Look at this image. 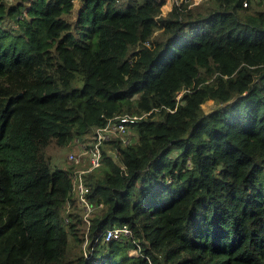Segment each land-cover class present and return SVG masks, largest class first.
<instances>
[{
    "label": "trees",
    "instance_id": "1",
    "mask_svg": "<svg viewBox=\"0 0 264 264\" xmlns=\"http://www.w3.org/2000/svg\"><path fill=\"white\" fill-rule=\"evenodd\" d=\"M80 1L0 0V264H264V4ZM143 114L81 176L88 225L49 147Z\"/></svg>",
    "mask_w": 264,
    "mask_h": 264
},
{
    "label": "built area",
    "instance_id": "2",
    "mask_svg": "<svg viewBox=\"0 0 264 264\" xmlns=\"http://www.w3.org/2000/svg\"><path fill=\"white\" fill-rule=\"evenodd\" d=\"M176 3H179L176 0ZM244 4L246 5L247 2L245 1ZM185 90H181L177 94V99L179 100L182 96V93ZM146 114H143L142 116H131V115H123V116H117L115 118H111L108 120V122L103 126L99 127L96 130V135L92 137V143L89 144V142H82L79 138L76 139L77 147L80 148V153L76 155L74 152H69V158L72 160H75L76 162H80L83 164L85 161L87 163V166L77 168L76 171L78 172V191L80 192V199L79 202L82 204L83 212H84V220L89 225L90 224V217L92 214V211L94 209V205L89 203V201L83 196L84 193L88 190L86 186H84L82 181V174L84 172L91 171L98 166L101 165V158H102V145L111 138V135H114L115 133L123 134L127 129V122L137 120L141 117H143ZM113 127H115L116 130H113ZM122 131L123 133H120ZM129 139L128 137H125V141ZM129 142V141H126ZM87 144V145H86ZM85 146V148L83 147ZM85 155V158L81 155ZM133 234V230L130 226L127 224L114 226L111 228L106 229L104 232L100 233V235L97 236L96 240L101 241H110L113 239H121L123 237L131 238ZM88 242V239H87ZM89 245V242H88ZM85 246V244H84ZM135 252L138 253V248L133 249ZM86 253L88 249H85ZM131 254V253H130Z\"/></svg>",
    "mask_w": 264,
    "mask_h": 264
},
{
    "label": "rangeland",
    "instance_id": "3",
    "mask_svg": "<svg viewBox=\"0 0 264 264\" xmlns=\"http://www.w3.org/2000/svg\"><path fill=\"white\" fill-rule=\"evenodd\" d=\"M1 1L6 2L7 5H11V4L15 3L17 0H1ZM125 1H127V0H125ZM159 1L162 3L161 10H162V13L163 14H167L174 7V5L176 3V0H159ZM177 1L180 4L182 0H177ZM208 1L209 0H190V5L195 6L197 9H201V7L203 5V2H208ZM260 2L264 4V1L261 0V1H259V3ZM74 4H75L74 5V8H73L74 13H73L72 18H75L77 16V13H78L79 9L82 6V2L80 0H75V3ZM25 13H26V10H25ZM215 106H216V103H215V101L213 99L208 100L203 105L204 110L206 112L211 111ZM113 130H116L115 127H113ZM120 133H123V132L120 131ZM118 135H121V134L115 133L114 135H111V137L118 136ZM107 141L105 143H107ZM126 141L134 142V139H127ZM83 147L85 148V146H83ZM80 150H81L80 148L77 149V146L75 144H74V146L71 145V147L68 146L66 148L60 147L57 144H52L49 147V150L48 151L53 156L54 169L56 170L58 168H66L69 165L72 166V163H74V168L75 169L80 168L79 162H76L75 160H72V158L71 159L69 158V152L72 151L76 155H78L80 153ZM108 152L112 156L113 159H116L117 160V157H116L115 152H113V151H108ZM82 157L85 158V155L84 154L81 155V158ZM88 242H89V239H88ZM88 242H87V239H86L85 242H84L85 246L83 245V248L84 249H88ZM129 252L131 254H134L135 251L130 249Z\"/></svg>",
    "mask_w": 264,
    "mask_h": 264
},
{
    "label": "clouds",
    "instance_id": "4",
    "mask_svg": "<svg viewBox=\"0 0 264 264\" xmlns=\"http://www.w3.org/2000/svg\"><path fill=\"white\" fill-rule=\"evenodd\" d=\"M133 249H136V248H133ZM133 249H131V250H133ZM130 253V252H129ZM134 254H137V253H134Z\"/></svg>",
    "mask_w": 264,
    "mask_h": 264
}]
</instances>
